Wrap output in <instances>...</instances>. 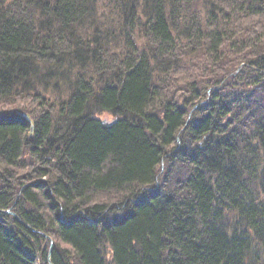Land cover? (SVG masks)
<instances>
[{
  "label": "trees",
  "instance_id": "trees-1",
  "mask_svg": "<svg viewBox=\"0 0 264 264\" xmlns=\"http://www.w3.org/2000/svg\"><path fill=\"white\" fill-rule=\"evenodd\" d=\"M0 107V264H264V0H0Z\"/></svg>",
  "mask_w": 264,
  "mask_h": 264
},
{
  "label": "bare ground",
  "instance_id": "bare-ground-1",
  "mask_svg": "<svg viewBox=\"0 0 264 264\" xmlns=\"http://www.w3.org/2000/svg\"><path fill=\"white\" fill-rule=\"evenodd\" d=\"M186 60L183 61L180 65L178 64L177 67L179 68L178 69V73L177 74H173V72H171V75L170 77L174 80H169V82L174 86V88H177L179 89L181 86L180 84H187L188 82L184 81V76L185 74H188L189 72H191L192 74H195L198 79H196V81L198 80H206V77L208 75V71L205 69V62H201L198 60L199 58V54L198 52L194 53V49H191L190 51H188L186 53ZM181 75V76H179ZM178 77V78H177ZM192 88V87H191ZM190 89H187L185 94L187 95H190L192 90ZM198 92V91H197ZM169 94H170V91H169ZM198 94L200 95V97L203 99V95L202 93H199ZM205 99H209V97H205ZM223 110H227V109H223ZM25 117V115H24ZM191 113H188L187 115V119L185 120V125L187 123H189V120L191 119ZM30 134H32V130H33V127L31 126L30 127Z\"/></svg>",
  "mask_w": 264,
  "mask_h": 264
},
{
  "label": "rangeland",
  "instance_id": "rangeland-1",
  "mask_svg": "<svg viewBox=\"0 0 264 264\" xmlns=\"http://www.w3.org/2000/svg\"><path fill=\"white\" fill-rule=\"evenodd\" d=\"M208 93H209V92H208ZM0 108H1V107H0ZM191 112H192V111H191ZM104 117H109V116L106 115V116H104ZM104 117L102 116L101 118H104ZM108 119H111V118H108ZM5 212H6V211H5ZM6 214H8V215H12V216L14 215V213L12 214L11 211H9V210L7 211Z\"/></svg>",
  "mask_w": 264,
  "mask_h": 264
},
{
  "label": "water",
  "instance_id": "water-1",
  "mask_svg": "<svg viewBox=\"0 0 264 264\" xmlns=\"http://www.w3.org/2000/svg\"><path fill=\"white\" fill-rule=\"evenodd\" d=\"M0 213H7V212H4V211H0Z\"/></svg>",
  "mask_w": 264,
  "mask_h": 264
}]
</instances>
